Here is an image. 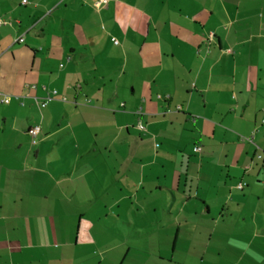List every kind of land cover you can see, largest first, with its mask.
Returning <instances> with one entry per match:
<instances>
[{"label": "crops", "instance_id": "0c3cea01", "mask_svg": "<svg viewBox=\"0 0 264 264\" xmlns=\"http://www.w3.org/2000/svg\"><path fill=\"white\" fill-rule=\"evenodd\" d=\"M0 19V264H264V0Z\"/></svg>", "mask_w": 264, "mask_h": 264}, {"label": "built area", "instance_id": "2783aa9c", "mask_svg": "<svg viewBox=\"0 0 264 264\" xmlns=\"http://www.w3.org/2000/svg\"><path fill=\"white\" fill-rule=\"evenodd\" d=\"M107 2H108V0H96V5L97 6H102V5H105ZM3 23H6V21L3 20V19H0V25L3 24ZM19 41L22 42V41H24V39H19ZM57 93H58V91L57 90H54L52 92V94L49 95V97L46 99V101L41 103V105L43 107L46 106L47 103L49 101H51L54 98L55 95H57ZM1 101L3 102L4 100H1ZM139 128L141 130H144L145 129V127L143 125H141V124H139ZM39 131H40V127H38V126L30 128L29 131H28L29 134L33 137V141H32L33 144H37V142H38V138L37 137H38ZM200 150H201V147L200 146H196L195 147V151H200ZM259 157L261 158L262 156L260 155ZM240 187L243 188L242 185Z\"/></svg>", "mask_w": 264, "mask_h": 264}, {"label": "rangeland", "instance_id": "374dc122", "mask_svg": "<svg viewBox=\"0 0 264 264\" xmlns=\"http://www.w3.org/2000/svg\"><path fill=\"white\" fill-rule=\"evenodd\" d=\"M196 147V146H195ZM194 150H195V148H194ZM200 206H203V204L200 202Z\"/></svg>", "mask_w": 264, "mask_h": 264}]
</instances>
